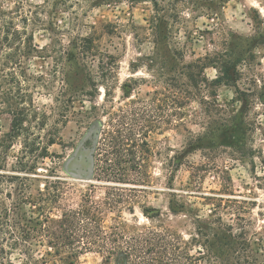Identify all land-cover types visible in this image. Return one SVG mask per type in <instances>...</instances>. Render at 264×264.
I'll list each match as a JSON object with an SVG mask.
<instances>
[{"label":"rangeland","instance_id":"1","mask_svg":"<svg viewBox=\"0 0 264 264\" xmlns=\"http://www.w3.org/2000/svg\"><path fill=\"white\" fill-rule=\"evenodd\" d=\"M79 1L74 15H58L62 25L72 28L69 34L59 36L63 48L48 54L50 58H43L47 55L44 53L25 64L29 73L44 76L42 87L37 84L35 90L31 88L34 83L30 84L29 94L35 109L45 113L48 120L44 125L33 118L24 122L8 150L11 116L0 93V258L11 257L18 262L21 252L16 245L25 237L20 218L23 212L35 218L39 207L49 206L47 187L51 192L54 185L62 183L63 209L76 208L85 196L97 204L109 197L113 182L77 178L66 172L64 166L81 144L90 146L91 136L92 139L96 136L100 145L102 133L110 130V125L120 117H126L134 121L137 139L145 144H142L144 153L138 152L137 157L144 160L147 179L140 184L122 185L134 189L133 213L124 209L122 219L129 224L152 225L155 221L148 220L143 210L156 209L166 226L187 238L191 226L186 214L172 215L167 208L170 202L184 204L185 210L202 218L218 213L226 222L244 226L250 255L256 264H264V99H257L255 111H250L255 125L246 145L249 155L244 157V162L221 159L219 169H202L204 161L195 153L187 155L183 159L185 165L177 167L175 158L184 148L185 133L176 127L174 117L170 119L171 111L164 107L162 112L159 110L164 93L162 85L147 71L146 62L138 61L153 53L154 45L145 31L147 20L153 14L152 4L135 0ZM159 1L165 6L171 4L179 14V27H174L172 42L184 48L186 63L213 55L225 47L234 48L245 58L239 66L242 76L238 88L247 94L262 92L264 95V39L261 37L264 36V0ZM41 2L31 0L33 4ZM13 8V0H0V10ZM93 34L98 38L99 49L115 58L112 73L96 82L89 81L82 67L78 69L76 64L68 62L70 54H77L73 39ZM34 42L39 50H51L50 35L40 28L34 32ZM58 52L66 53L62 62L53 58ZM133 65L138 67L133 69ZM92 67L91 78L96 79V62ZM72 68L80 73H72ZM65 73L68 78H64ZM204 74L215 79L217 72L207 68ZM7 86L0 73V87ZM236 97L232 85L217 88L220 104L238 109ZM68 98H71L70 106L61 117L59 108ZM194 108L195 105L191 110ZM53 131L58 133L60 145L48 147L42 156L40 149ZM99 153L102 159L103 153ZM77 155L83 156V152ZM6 209L12 210L9 217H5ZM60 214L61 210H54L50 216L58 218ZM152 214L155 213L148 212L147 216ZM112 218L114 214L108 212L104 224L109 225ZM45 236L46 233H39L32 234L31 238L41 241ZM44 251L45 247H35L33 254L39 256ZM100 262V256L93 251L83 252L77 258V264Z\"/></svg>","mask_w":264,"mask_h":264},{"label":"trees","instance_id":"2","mask_svg":"<svg viewBox=\"0 0 264 264\" xmlns=\"http://www.w3.org/2000/svg\"><path fill=\"white\" fill-rule=\"evenodd\" d=\"M13 1V9L0 10V73L5 85H8L4 89L0 87V93L2 103L7 105L11 116L10 141L6 150L18 136L16 131L22 130L24 122L33 118L39 125H44L48 120L45 113L35 109L29 94L30 84L34 83L31 88L35 90L38 89L37 84L42 87L44 76L29 73L25 64L30 58L44 53L47 55L43 58H50L48 54L57 52L58 47L63 48L59 36L69 34L72 28L62 25L58 15H74V7L80 5L79 0H42L40 4H33L31 0ZM135 1L150 2L153 11L145 28L148 39L154 45L153 53L138 61H145L147 71L162 85L164 93L161 94L162 106L159 110L164 107V110L171 111L170 119L174 117L176 127L182 128L185 133L184 148L177 154L180 158H175L177 167L185 165L183 159L195 153L204 161L202 169H219L218 160L221 159L244 162V157L249 155L246 145L255 125L250 111H255L256 100L264 99V95L262 92L247 94L238 88L242 76L239 66L245 61L243 53L225 47L213 55L186 63L184 48L172 42L174 27H179V14L174 12V7L171 4L162 5L159 0ZM36 28L49 33L50 51L49 48L39 50L35 44ZM261 37L264 39V36ZM73 40L77 54H70L68 62L76 64L78 69L82 67L89 81L96 82L112 73L115 58L99 49L95 34ZM65 54L60 52L53 58L62 62ZM95 62L98 72L93 79L92 64ZM133 66V69L138 67ZM207 68L217 72L215 79L206 77ZM78 69L72 68V73H80ZM64 78H68L67 73ZM221 85L235 87L238 109L218 102L217 88ZM70 99L60 106L61 117L69 108ZM189 125L197 130L189 128ZM136 132L133 120L120 117L110 125V130L102 133L104 138L100 145L96 140L93 178L115 184L108 198L97 204L85 196L76 208L63 209L60 204L64 192L62 183L54 185L51 192L47 187L49 206L39 207L35 218L24 212L20 218V229L25 237L16 245L21 252L18 262L15 263L11 257H2L0 264H77L81 253L92 251L100 256V264H256L248 251L250 246L245 239L244 226L235 221L226 222L218 213L202 218L185 210L184 204L170 202L167 208L172 215L186 214L191 226L187 238L166 226L156 209L143 210L148 220L155 221L152 225L129 224L122 219L124 209L133 213L134 202V197H131L134 189L122 185L140 184L147 179L144 160L137 157L138 152L144 153L145 144L140 143ZM59 141L58 133L50 132L44 146L36 150L40 149L43 156L48 147L60 145ZM99 152L103 153L102 159ZM23 170L26 168L23 167ZM54 210H61L58 218H51ZM108 212L113 213L114 218L109 225H105L103 220ZM148 212L155 214L147 216ZM10 213L11 209L4 210L5 217H9ZM39 233H46V239L37 241L31 238L32 234ZM40 246L46 251L39 256L34 255V248Z\"/></svg>","mask_w":264,"mask_h":264},{"label":"water","instance_id":"3","mask_svg":"<svg viewBox=\"0 0 264 264\" xmlns=\"http://www.w3.org/2000/svg\"><path fill=\"white\" fill-rule=\"evenodd\" d=\"M95 128L92 130L94 131ZM91 139V144L88 147H85L84 144H81L77 149L76 154L70 158L65 166L64 169L66 172L75 176L77 178L90 180L93 177V169H94V148L96 143V136L92 139V136L89 138ZM82 151L83 156H78V152Z\"/></svg>","mask_w":264,"mask_h":264}]
</instances>
